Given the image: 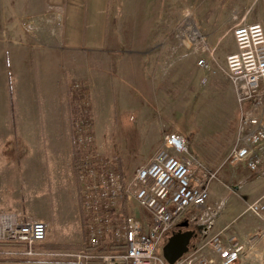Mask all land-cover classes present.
<instances>
[{
    "label": "rangeland",
    "instance_id": "374dc122",
    "mask_svg": "<svg viewBox=\"0 0 264 264\" xmlns=\"http://www.w3.org/2000/svg\"><path fill=\"white\" fill-rule=\"evenodd\" d=\"M79 1L0 0L1 62L6 59L8 49L24 50L54 43L49 36L62 30L66 10L71 6L79 7ZM107 14L114 22V32H132L139 28L161 34V47L155 53L162 67L163 91L172 85V103L162 95V100L167 102L155 105L154 120L149 122L157 124L164 135L177 131L187 138L198 175L217 174L210 183L207 204L184 213L173 224L171 234L180 229L190 232V248L204 244L214 234H234L244 244L238 264H264V222L239 209L236 199L240 196L242 182L234 178L233 172L242 163L229 161L241 111L264 119V94L261 102L253 100L240 104L234 87L222 71L227 56L237 50L233 36L235 26L242 20L261 23L264 27V0H109ZM188 33L207 38L213 54L179 53L176 48L179 36ZM199 57L208 60L216 70L207 74V80L203 79L206 73L198 65ZM70 99L74 103V97ZM92 108L94 111L93 103ZM106 121L107 124L103 120L105 125L100 126L101 119L95 115L96 142L100 152L115 159L129 179L154 155L150 152L152 143L142 130L139 111L116 113L112 122ZM217 186L221 189L215 192ZM70 188H73L72 183H50L48 193L27 206L30 212L47 214L54 236L59 240L71 241L78 237L70 212L73 203L67 191ZM17 204L22 207L23 200H18ZM137 213L147 216L140 208Z\"/></svg>",
    "mask_w": 264,
    "mask_h": 264
},
{
    "label": "crops",
    "instance_id": "0c3cea01",
    "mask_svg": "<svg viewBox=\"0 0 264 264\" xmlns=\"http://www.w3.org/2000/svg\"><path fill=\"white\" fill-rule=\"evenodd\" d=\"M108 1L80 0L79 7L66 10L62 30L49 36L54 43L8 49L4 57L8 63L0 59V215L15 213L22 219L47 222L43 250L83 242L79 183L73 169L77 150L72 135L70 83L87 82L100 126L105 125L103 120L112 122L116 113L139 111L142 130L154 154L165 135L172 132L164 135L157 124L149 122L154 120L155 105L167 102L162 95L172 103V85L163 91L162 67L155 53L161 47V34L139 28L114 32V22L107 14ZM256 156L261 159L256 170L239 162L241 167L233 172L242 182L236 199L242 211L264 195V142L253 149L251 159ZM66 182L73 184L67 191L73 199L70 212L78 230L77 239L71 241L55 238L46 213L27 210L31 201L48 193L50 183ZM219 189L215 187V192ZM18 200H23L22 207Z\"/></svg>",
    "mask_w": 264,
    "mask_h": 264
},
{
    "label": "built area",
    "instance_id": "2783aa9c",
    "mask_svg": "<svg viewBox=\"0 0 264 264\" xmlns=\"http://www.w3.org/2000/svg\"><path fill=\"white\" fill-rule=\"evenodd\" d=\"M237 50L227 56L222 69L236 91L240 104L260 101L264 94V27L261 23L239 22L233 29ZM179 53L212 55L206 39L197 33L179 36ZM199 67L216 72L204 57ZM86 83L72 82L74 97L72 135L80 152L78 169L83 242L79 248L43 250L49 225L43 220L22 219L15 213L0 215V255L60 260L73 264H170L163 247L172 236L176 219L205 206L209 186L216 173L198 175L193 167L187 138L177 131L165 135L158 151L131 178L122 175L119 164L100 152L95 137V115ZM261 102V101H260ZM264 142V119L241 111L231 163L246 162L256 170L259 156L253 149ZM137 208L147 213L141 216ZM247 212L264 222V195L249 203ZM244 244L234 234L212 235L195 245L175 264H238Z\"/></svg>",
    "mask_w": 264,
    "mask_h": 264
},
{
    "label": "water",
    "instance_id": "95a60500",
    "mask_svg": "<svg viewBox=\"0 0 264 264\" xmlns=\"http://www.w3.org/2000/svg\"><path fill=\"white\" fill-rule=\"evenodd\" d=\"M192 234L174 233L163 247V255L168 263L175 264L190 249Z\"/></svg>",
    "mask_w": 264,
    "mask_h": 264
},
{
    "label": "trees",
    "instance_id": "16d2710c",
    "mask_svg": "<svg viewBox=\"0 0 264 264\" xmlns=\"http://www.w3.org/2000/svg\"><path fill=\"white\" fill-rule=\"evenodd\" d=\"M79 165H80V152L76 151L74 153V157H73V169L75 172V175L78 178V169H79ZM120 168H122L120 166ZM122 171V175L125 177V173ZM182 217V215H180L176 220L180 219ZM12 247V245H8L5 243H0V248L2 247ZM0 263H12V264H18V263H22V264H37V263H46V264H73L71 262L68 261H60V260H43V259H32V258H28V257H22V256H13V255H0Z\"/></svg>",
    "mask_w": 264,
    "mask_h": 264
},
{
    "label": "flooded vegetation",
    "instance_id": "af4514ba",
    "mask_svg": "<svg viewBox=\"0 0 264 264\" xmlns=\"http://www.w3.org/2000/svg\"><path fill=\"white\" fill-rule=\"evenodd\" d=\"M174 233H186V232H184L183 230L181 231V229H180V230H176ZM174 233H172V234H174Z\"/></svg>",
    "mask_w": 264,
    "mask_h": 264
}]
</instances>
